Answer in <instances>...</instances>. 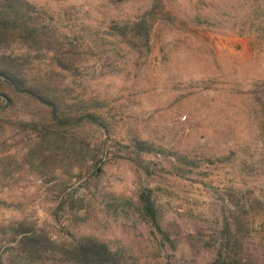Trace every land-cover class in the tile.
<instances>
[{
  "label": "rangeland",
  "instance_id": "374dc122",
  "mask_svg": "<svg viewBox=\"0 0 264 264\" xmlns=\"http://www.w3.org/2000/svg\"><path fill=\"white\" fill-rule=\"evenodd\" d=\"M0 7V264H264V0Z\"/></svg>",
  "mask_w": 264,
  "mask_h": 264
},
{
  "label": "trees",
  "instance_id": "16d2710c",
  "mask_svg": "<svg viewBox=\"0 0 264 264\" xmlns=\"http://www.w3.org/2000/svg\"><path fill=\"white\" fill-rule=\"evenodd\" d=\"M124 1V0H121ZM9 11L6 10L4 7H0V30L1 28L10 29V26H12L13 23H16V19L14 16L11 18L9 17ZM11 23V24H9ZM16 28V26H13ZM0 76L7 82L15 83L16 79L10 74V72L2 70L0 68ZM17 86V84H16ZM20 87H23V85L20 83ZM21 91L25 94L30 95L31 97H34L41 101V103L46 104L50 108L51 117L54 121L58 123H65L67 125H71V123L79 124L83 122L84 120L90 121L94 124H98L97 122V116L93 113H85L83 115L85 116H79L78 118H72L70 115H65L64 113L59 116L57 111L56 103L53 102V100H50L46 98V96H41L38 94L35 90L31 88H21ZM238 193L242 194L239 190ZM256 200L260 201L258 198H255ZM140 200L142 202L144 210L152 217L155 218L154 214V204L149 199V196L145 192L140 193ZM156 226L158 229H160L159 224L156 222ZM73 253L78 254L82 260L77 262L76 264H119V262L116 260L115 255L108 250L104 245L99 244L92 239H88L86 242L80 241L77 244L73 245L72 248ZM214 264H223L219 263L218 261H215ZM225 264V263H224Z\"/></svg>",
  "mask_w": 264,
  "mask_h": 264
}]
</instances>
